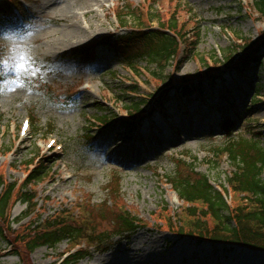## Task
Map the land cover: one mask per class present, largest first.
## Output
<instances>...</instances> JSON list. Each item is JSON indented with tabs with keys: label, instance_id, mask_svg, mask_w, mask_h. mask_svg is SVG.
Instances as JSON below:
<instances>
[{
	"label": "rangeland",
	"instance_id": "obj_1",
	"mask_svg": "<svg viewBox=\"0 0 264 264\" xmlns=\"http://www.w3.org/2000/svg\"><path fill=\"white\" fill-rule=\"evenodd\" d=\"M26 1L0 0V13L12 11L14 4L24 7L16 18L0 20V180L17 197L29 180L26 162L37 156L46 168L45 176L26 187L34 202L12 203L9 231L7 223L0 230V252L21 224L57 214L81 222L80 210L108 200L105 189L115 181L126 209L145 225L129 238L104 242L111 224L96 217V232H104L98 245L106 250H87L78 264H264V252L179 238L159 229L156 219L161 210L172 217L184 207L165 180L180 175L179 161L193 164L195 172L223 190L232 169L214 151L232 137H253L264 147V47L259 63L236 65L242 45L264 30V16L256 14L252 0H73L83 4L77 14L86 33L64 46L59 35L71 26L62 10L49 9L52 0ZM127 6L135 8L139 25L118 24L115 16ZM151 17L164 26L173 17L177 29L184 24L185 38L168 63L145 59L151 46L143 41L125 40L156 29ZM21 50L39 71L22 70L24 83L18 86L11 65L20 62ZM76 50L90 61L75 56ZM196 77L202 80H190ZM187 83L197 92L183 97ZM165 90L168 103L157 108ZM131 102L143 104L140 121L129 122ZM104 115L112 119L107 126L96 119ZM26 118L30 128L20 136ZM225 118L234 122L232 136L222 130ZM49 140H55L50 147ZM223 196L230 205L237 200ZM70 248L66 241L53 249L41 247L28 260L56 264ZM0 264L24 263L4 254Z\"/></svg>",
	"mask_w": 264,
	"mask_h": 264
},
{
	"label": "trees",
	"instance_id": "obj_2",
	"mask_svg": "<svg viewBox=\"0 0 264 264\" xmlns=\"http://www.w3.org/2000/svg\"><path fill=\"white\" fill-rule=\"evenodd\" d=\"M252 3L256 14L264 16V0H252ZM118 11L117 20L121 25H125L128 21H131L135 26L140 24V18L135 8L127 6ZM149 21L156 22L159 25V31L143 32L138 37H127L125 40L139 39L143 41L146 46H151L149 52L144 55L145 59L151 57L158 63H168L177 56L179 44L185 38V34L181 33L184 24L180 25V29H177L173 17L167 21L166 26L157 17H151ZM107 45L112 46L111 43ZM263 47L264 30L254 41H248L242 45V53L236 62L238 69L247 68L251 62L259 63L257 54ZM85 54V52L78 51L74 55L84 56L87 61L88 57ZM183 90H185V94L193 92L188 86ZM165 95L161 96L164 100L162 98L159 100L160 106L167 102ZM141 106L140 102H131L127 107L128 113L129 111L134 112L133 119L139 118L143 112ZM96 119L103 122L104 126L109 125L112 121L107 118V115ZM233 125L230 120H226L222 125L228 136L232 134ZM92 139L91 145L96 138ZM219 154L226 157L232 168L229 176L225 179L227 188L223 189V193L228 192L231 198L237 197V200L232 205L227 204L223 194L211 184L207 175L195 172L193 164L185 165L179 161L180 175L175 173L173 176L167 177L166 181L184 207L172 217L164 214L162 210L159 211L160 214L156 215L157 222L160 224L158 227L180 238L186 237L195 240L197 243L236 246L264 252V147L261 146L258 139L253 137L250 139L231 138L222 149L214 151V155L218 156ZM31 163L32 160L28 162V164ZM182 165L189 168H184ZM45 168V164L39 163L37 168L31 171L26 187L39 181L45 175ZM26 187L19 189L20 193L16 197L13 195V188H6L5 183L0 180L1 229L7 223L5 227L9 231L7 217L12 203L20 201L30 205L34 202L35 197L28 195ZM105 190L109 194V199L97 206L87 205L86 208L81 209L83 216L81 222H76L63 214H57L48 219H37L28 225L18 227L10 238L13 254L19 256L24 264H30L28 256L36 249L41 247L52 249L63 241L69 243L71 249L60 264H78L86 258L87 253L79 248L81 244H84L87 249L99 247V253H103L106 247L104 246L102 249V245L98 244L103 243L104 232L99 234L96 232L94 225L96 217L100 220L105 219L111 224V235L103 237L104 242L112 237H131L145 224L126 209L119 197V189L115 181ZM75 247L78 249L71 253L72 248Z\"/></svg>",
	"mask_w": 264,
	"mask_h": 264
},
{
	"label": "bare ground",
	"instance_id": "obj_3",
	"mask_svg": "<svg viewBox=\"0 0 264 264\" xmlns=\"http://www.w3.org/2000/svg\"><path fill=\"white\" fill-rule=\"evenodd\" d=\"M91 2L97 3L99 0H91ZM51 10H62L65 14V17L69 20L70 26H65L59 35L60 44H70L72 42H79L81 38H85V29L81 27L79 16L77 14V9L79 10L83 4L74 2L73 0H52L49 1ZM89 2H86V4ZM80 6V7H79ZM92 12V11H90ZM46 13V12H45ZM195 111V110H194ZM244 255L254 256L253 253L246 252ZM7 252H0V256L2 257Z\"/></svg>",
	"mask_w": 264,
	"mask_h": 264
},
{
	"label": "snow or ice",
	"instance_id": "obj_4",
	"mask_svg": "<svg viewBox=\"0 0 264 264\" xmlns=\"http://www.w3.org/2000/svg\"><path fill=\"white\" fill-rule=\"evenodd\" d=\"M19 63H13L11 65V71L13 75V82L17 83L18 86H23L24 80L21 77L20 73L22 70L28 71L31 75H35L39 69L38 67L32 62L31 57L27 54L26 50H21L18 54ZM17 55L13 57L16 59ZM14 90V89H13ZM27 122H25V126Z\"/></svg>",
	"mask_w": 264,
	"mask_h": 264
}]
</instances>
